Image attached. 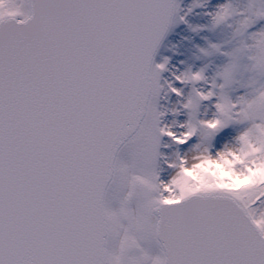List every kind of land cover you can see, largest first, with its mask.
<instances>
[{"label": "snow or ice", "instance_id": "6c2138e0", "mask_svg": "<svg viewBox=\"0 0 264 264\" xmlns=\"http://www.w3.org/2000/svg\"><path fill=\"white\" fill-rule=\"evenodd\" d=\"M261 171L264 0H0V264H264Z\"/></svg>", "mask_w": 264, "mask_h": 264}, {"label": "clouds", "instance_id": "9594fccd", "mask_svg": "<svg viewBox=\"0 0 264 264\" xmlns=\"http://www.w3.org/2000/svg\"><path fill=\"white\" fill-rule=\"evenodd\" d=\"M186 175L198 182H203L205 177H211L219 182V186L231 189H240L254 182L251 177L241 178L234 176L230 172L223 170L219 165L204 164L199 166L197 171L188 172ZM254 175L259 176V179L264 181V171L255 173Z\"/></svg>", "mask_w": 264, "mask_h": 264}, {"label": "rangeland", "instance_id": "374dc122", "mask_svg": "<svg viewBox=\"0 0 264 264\" xmlns=\"http://www.w3.org/2000/svg\"><path fill=\"white\" fill-rule=\"evenodd\" d=\"M214 2H215V0H214ZM177 31H179V29L177 30ZM172 39L175 41V40H177L178 39V37H172ZM181 120L183 119L182 117L180 118ZM171 121V117H168V122H170ZM165 139H167V138H165ZM224 142L223 140H221V141H219L217 144H216V150H219V147L222 145V143ZM186 149L183 147V146H181V151L183 152V151H185ZM165 151V153L166 154H170V152H171V150H164ZM223 170H225L222 166H220ZM210 171H212L211 169H210Z\"/></svg>", "mask_w": 264, "mask_h": 264}, {"label": "bare ground", "instance_id": "6f19581e", "mask_svg": "<svg viewBox=\"0 0 264 264\" xmlns=\"http://www.w3.org/2000/svg\"><path fill=\"white\" fill-rule=\"evenodd\" d=\"M222 143V142H221Z\"/></svg>", "mask_w": 264, "mask_h": 264}]
</instances>
